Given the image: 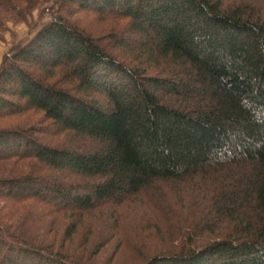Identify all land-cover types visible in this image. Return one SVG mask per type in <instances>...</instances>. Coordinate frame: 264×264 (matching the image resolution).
<instances>
[{
    "label": "trees",
    "instance_id": "obj_1",
    "mask_svg": "<svg viewBox=\"0 0 264 264\" xmlns=\"http://www.w3.org/2000/svg\"><path fill=\"white\" fill-rule=\"evenodd\" d=\"M56 3L3 60L0 118L42 113L76 140L43 145L36 127L0 128V164L34 170L1 178L0 198L41 208L18 225L0 218V264H97L98 222L109 226L144 193L184 195L190 184L195 217L180 251L145 252L143 264H264V0ZM41 4L0 0V32ZM76 10L128 23L95 35L70 21Z\"/></svg>",
    "mask_w": 264,
    "mask_h": 264
},
{
    "label": "rangeland",
    "instance_id": "obj_2",
    "mask_svg": "<svg viewBox=\"0 0 264 264\" xmlns=\"http://www.w3.org/2000/svg\"><path fill=\"white\" fill-rule=\"evenodd\" d=\"M56 2L57 0H41L42 4L38 5L33 13L28 16L27 22H19L17 24L10 22L4 30L0 32V67L2 66L5 56L12 52L15 46L32 40L40 27L52 20L51 15H54V11L57 9ZM70 14V21H75L80 25L79 27L86 28L95 33V35H102L105 29H113L115 27L114 25H116L117 27L112 31V33L115 34L119 29L125 28L128 23L127 20L114 19L113 16L104 15V17H98L92 13L83 11L77 12V10L75 14L71 12ZM94 97L99 99L97 94H95ZM25 126L37 128L36 133L40 134L36 137L39 138L40 144L43 145L56 143L66 147L76 140V138L72 139V136H68V134L63 135L58 133L56 127L52 126V122L47 120L42 113L27 112L0 118V128L2 129H20V127ZM77 146H79V144H73V147ZM6 165L3 166V164H0V179L19 178L25 175L28 176V174L31 175V173L34 174V170L31 169V166L29 167L26 165L25 167V165L22 164L15 165L14 162H8ZM193 188L191 184L184 187L183 189L188 192L183 195L181 190L167 186L163 191L164 197L161 193H156L154 190L149 191L142 194L139 198L127 204L125 207H122L123 209H120L118 212L120 218L118 220H112L109 226L105 225L104 220H101V222L97 221L98 225L92 228L93 234L96 236L100 232L102 235L104 234V237L98 239L97 236V243L95 245H89L92 249L90 254L94 257L97 264H143V259H146V255L169 254L174 249L179 252V245L184 243V241H181L182 232L187 230L192 223L188 221V217H195L193 214L194 212L191 213L194 197L197 193L196 192L195 195L192 193ZM157 203L161 204L159 205ZM16 206L23 207L21 211H19V209H16ZM40 209L41 208L37 204L31 202L17 205L7 201L5 198H0V218L4 219V224L9 223L18 225L20 221H24L25 217H23V214H28L30 210L29 214L35 213ZM111 213L112 212H110V214ZM20 214L22 217H19ZM26 214L24 216H26ZM33 222L34 221L30 222L29 220L27 226H31L30 228L37 227L34 226ZM46 223L47 225L44 224L45 227L48 226L49 228L53 225V220L47 219ZM57 223L55 228H58L59 225V228H61L60 232H63L64 223H62V221L60 222V220H57ZM108 227H110V230L105 229ZM90 232L91 228L89 226L82 229L78 239L74 242V247L76 246V249L81 244H84L83 242ZM57 235L56 233L51 235L48 234L47 239H50L49 242H51L53 240L52 238L57 237ZM109 235H111V237H109ZM58 236L59 240L57 243L59 244L61 235L59 234ZM106 238L109 239L110 242L99 252L97 250V245L99 242H105ZM81 249L82 247L80 250Z\"/></svg>",
    "mask_w": 264,
    "mask_h": 264
}]
</instances>
